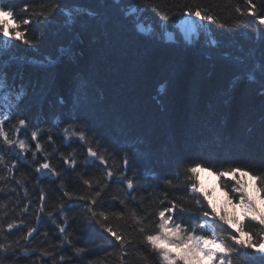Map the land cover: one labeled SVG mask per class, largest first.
I'll use <instances>...</instances> for the list:
<instances>
[{
  "label": "trees",
  "instance_id": "trees-1",
  "mask_svg": "<svg viewBox=\"0 0 264 264\" xmlns=\"http://www.w3.org/2000/svg\"><path fill=\"white\" fill-rule=\"evenodd\" d=\"M253 2L258 14L264 12V0ZM57 3L61 7L47 20L39 16L53 13ZM237 6L246 11V0H0V7L13 11L21 30L28 29L27 38L35 45L5 43L0 38V73L7 72L17 90L23 89L20 118L59 134L75 117L90 130V139L101 141L97 150L109 159L117 175L127 153V174L137 177L131 194L124 183L107 182L95 205L88 199H77L80 195L95 197L100 190L96 180L103 186L104 170L98 163L84 167L87 151L82 143L54 135L57 151L47 144L45 151L52 154L50 161L61 173L59 179L40 177L34 172L35 165L25 164L19 166L15 178L0 181V187L6 189L0 192V223L6 228L9 222L24 221V226L11 234L4 233L15 249V258L6 259L4 264H161L140 243L142 237L133 231L138 226L130 214L123 220L111 215L125 210L113 197L125 200L129 210L138 212L156 211L183 197L184 206L197 213L199 206L183 187L165 183L182 163L200 158L212 164L235 161L256 167L264 162V38L258 32L257 18L242 17L235 10ZM186 7H199L217 17L216 23L203 21L204 27L198 28L192 42L184 39L177 26ZM129 8H136V13L125 15ZM69 10L73 23L66 22ZM0 17L7 18L2 13ZM24 19L33 22L23 25ZM138 24L149 31H141ZM168 31L175 33L176 42L167 40ZM48 58L55 63L49 64ZM249 74L255 81L248 79ZM81 84L86 92L79 91ZM8 103L15 107L14 101ZM0 104L7 106L3 97ZM46 140L45 135L41 143ZM92 146L95 148L94 143ZM60 153H75V171L63 163ZM12 159L5 155L8 164ZM0 175H8L5 165H0ZM81 177L92 179L94 187L89 190ZM17 179L23 180L22 187L17 186ZM178 183L173 179V184ZM62 185L74 194L73 199L63 195ZM230 186L223 188L229 190ZM42 191L45 210L38 213ZM164 193L167 200L162 205L159 201ZM25 205L27 212L23 211ZM89 208L97 214L109 213L107 222L134 238L132 245L121 250L96 222L99 215L93 219ZM189 220L193 226L199 223L190 216L180 222ZM62 224L64 234L58 231ZM245 226L254 233L262 231L249 221ZM28 227L38 231L26 238ZM213 227L220 236H228L226 226L217 223ZM0 242H4L2 238ZM42 251H54L55 256L44 257ZM122 251L127 252L123 260ZM247 252L233 256V264H264V258L251 254L252 250ZM61 255L63 261L59 260Z\"/></svg>",
  "mask_w": 264,
  "mask_h": 264
},
{
  "label": "snow or ice",
  "instance_id": "snow-or-ice-1",
  "mask_svg": "<svg viewBox=\"0 0 264 264\" xmlns=\"http://www.w3.org/2000/svg\"><path fill=\"white\" fill-rule=\"evenodd\" d=\"M246 4V11L237 6L236 12L240 13L242 17L247 15L257 18L258 32L264 38V12L258 14L257 4L253 0H246ZM60 7L61 5L57 3L53 9V13H40L39 16L47 20L48 15L54 14ZM24 11H28L27 5L24 6ZM136 11V8H129L125 15L131 16ZM0 13H3L7 17L6 19L0 17V38H3L5 43L19 41L29 46H35L33 41L27 38L28 29L24 28V30H21V23L16 22L12 10L0 7ZM66 15L68 17L66 22L73 23L74 18L71 10ZM89 15L93 16L95 13L89 12ZM182 16L187 17L185 24L188 25V28L185 29V32H194L197 28L204 27L203 21L210 23L217 22L215 15L203 12L199 7L195 9L186 7ZM193 17L196 19L193 20ZM164 19L167 20L168 17ZM32 22L31 19H24L22 21L23 25H30ZM137 27L141 31L145 30L139 24ZM220 27H225V25L221 24ZM167 39L176 42L175 33H167ZM65 52L69 55L72 54L71 49H66ZM48 63L53 64L55 62L51 58H48ZM248 79L255 81L256 78L249 74ZM78 87L80 92H86L83 84ZM22 92V88L18 91L17 86L8 80L7 72L0 73V97L4 98V102L7 105L5 107L4 104H0V165H5L8 172L7 176L0 175V181L8 182V177L15 178V172L19 171V166L25 164L29 167L35 165L34 172L40 177L59 179L61 173L52 166L50 161L52 154L45 151V145L53 146V152L57 151L54 147L55 141L53 136L63 135L65 140L70 143H82L86 146L87 158L84 162V167L98 163L104 170L103 186H101V180H96L95 186L100 190L95 192V197L80 195L76 197L77 199H88L92 205H95L97 203L96 197H100L101 192L108 186L107 182L124 183L127 190H130V194L131 191H134V183L137 177L135 173L132 176L127 174L130 166L127 153L122 157V164L117 168L119 175H117L113 171V167L109 165V159L97 150L101 147V141L96 140L94 137L90 139V130L75 117L72 118L73 122L66 124L59 134L53 133L51 129L45 130L37 127L29 119L20 118L22 113L19 112V106L22 102ZM261 93L264 94V80L261 81ZM10 100L14 101L15 107L12 106V103H8ZM61 103H63V100H61ZM13 119L16 120L15 124L11 123ZM6 125H8L7 128ZM45 135L47 136V140L41 143V139ZM22 136L25 138H21ZM93 143L95 144V148L92 146ZM104 151L109 152L107 148ZM6 154L14 157L10 164L5 160ZM29 154L31 155V161L28 160ZM60 155L63 158V163L69 169L75 171L78 166L75 153H69L68 155L60 153ZM109 156H111V153H109ZM206 165L209 173L215 169L216 175L220 178L225 188H228L229 184L231 185L229 189L231 193L229 202H232V197L236 198L233 207L241 210L243 219L235 213L219 209L212 199L211 192L202 186L200 173ZM181 176H183V180H181ZM249 176L256 182L251 187L261 193L260 198L264 200V162H261L256 167H252L235 161H222L218 162V164H212L208 160L192 158L182 163L174 177L167 179L165 183L172 188L183 187V190L199 206L197 213H193L189 208L184 206L183 197L168 201V206L159 208L156 211L141 209L139 212L137 209L129 210L125 200L113 197L114 200H119L120 205L125 210L111 213V215L123 220L126 214H130L135 225L138 226L134 227L133 231L138 232L142 237L140 243L146 246L151 253L155 254L161 264H233L232 257L247 255V250H252L251 254H258L261 258H264V208L257 204L256 197L249 190L250 182L247 180ZM81 179L83 184L88 186L89 190L94 187L92 179H83L82 177ZM173 179L180 181V183L173 184ZM16 184L22 187L23 180L17 179ZM5 191V188L0 187V192ZM62 191L63 195L69 200L73 199L74 194L67 191L63 185ZM25 196H27V189H25ZM135 199L136 197L132 196V200L135 201ZM45 200L46 198L42 191L39 197L38 213L44 212ZM165 200H167V193H164V199L160 200L159 203L163 205ZM178 200L180 201L179 203L177 202ZM60 207L63 210V204ZM27 210V205H25L23 211L27 212ZM89 211L92 212L93 219L99 215L100 219L96 222L118 242L121 250L132 245L134 238H129V234L123 229L119 227L114 229L113 225L107 222L109 220V213L100 212L97 214L91 208H89ZM47 215L52 216V213L49 212ZM184 216L193 217L199 223L194 226L190 220L181 223L180 221ZM37 219H39V215H37ZM145 221L148 223L145 224ZM245 221L253 223L256 227L262 229V231L254 233L251 230H246ZM125 223L127 222L125 221ZM217 223L221 227L226 226V231L229 233L227 238L217 234L213 227ZM22 226H24L23 219L19 223L15 221L7 223L6 228L4 224L0 223V238L4 241L0 242V264H4L6 259L15 258L13 243L7 241V236L4 233L7 231L8 234H11L12 230ZM37 231L38 229L35 227H28L26 238L32 237ZM58 231L64 234L66 227L62 224L59 226ZM64 241L69 245L71 244V240L67 236L64 237ZM15 243L18 245L19 240ZM53 247L55 248L56 246ZM23 252L26 255L29 254L27 248L23 249ZM42 255L47 258H53L55 252L42 251ZM126 256L127 252L122 251L121 259L123 260ZM59 260L63 261L64 256L61 255Z\"/></svg>",
  "mask_w": 264,
  "mask_h": 264
},
{
  "label": "rangeland",
  "instance_id": "rangeland-1",
  "mask_svg": "<svg viewBox=\"0 0 264 264\" xmlns=\"http://www.w3.org/2000/svg\"><path fill=\"white\" fill-rule=\"evenodd\" d=\"M2 16H4L3 13H2ZM186 19H187V17H182L179 20L177 26L180 29L184 39L192 42L198 36V28L190 34L185 32V20ZM192 19L195 20L194 18H192ZM140 27L145 29L143 32L149 31V28L144 26V25H141ZM169 32H171V31H168L167 33H169ZM167 33H166V38H167ZM200 175H201L202 186L206 190L211 192L212 199L216 203L217 207L221 210H226L229 213H235L237 216H240L243 219L241 210L239 208L233 207V203L235 202L236 198L232 197V202H229L231 193L229 192V190L223 188L221 181H220V178L216 175V173L213 171L211 173H209L207 171V168H204L201 170ZM228 179H230V178H228ZM247 180L250 182V189L249 190L252 191L253 195L256 197L257 204L260 207L264 208V200H262L260 198L261 193L257 192L255 188L251 187V185L256 184V182L254 180H252L251 176L247 177ZM225 238H227V237H225ZM173 251H175V249H173Z\"/></svg>",
  "mask_w": 264,
  "mask_h": 264
},
{
  "label": "bare ground",
  "instance_id": "bare-ground-1",
  "mask_svg": "<svg viewBox=\"0 0 264 264\" xmlns=\"http://www.w3.org/2000/svg\"><path fill=\"white\" fill-rule=\"evenodd\" d=\"M188 28V25L185 24V29ZM193 31H188L187 33H192Z\"/></svg>",
  "mask_w": 264,
  "mask_h": 264
}]
</instances>
